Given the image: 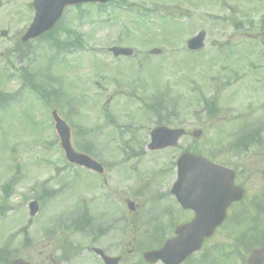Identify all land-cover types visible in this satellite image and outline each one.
<instances>
[{
	"label": "rangeland",
	"instance_id": "1",
	"mask_svg": "<svg viewBox=\"0 0 264 264\" xmlns=\"http://www.w3.org/2000/svg\"><path fill=\"white\" fill-rule=\"evenodd\" d=\"M28 1L18 0L21 13L28 7ZM125 3L118 10L84 7L66 12L60 27L70 28L72 34H66L67 41L78 37L83 49L62 53L59 47L50 50L44 44L34 46L35 64L34 61L29 64V71L39 73L42 68L40 72H44L43 67L48 66L46 74L59 89L55 95L49 93L45 99L40 98L38 93L30 92L20 76L6 79V74L0 73V91L16 97V103L0 111L1 264H7L4 258L9 256L31 264H102L91 252V246L106 249L109 255H120L123 258L120 264H136L139 253L148 249L147 243H152L149 248L156 247L158 243L153 241L163 237L160 231L154 232L153 226L158 223L144 220L150 214L161 215L165 208H172L170 215H178L176 204L167 198L173 171L161 164L184 149L206 157L217 155L228 143L222 136L219 138L224 135L225 126L234 127L250 108L264 104V89L250 91L253 86L248 80L253 73L248 62L264 63V0H125ZM83 9L88 11L79 17ZM3 13L6 12L0 10V15ZM25 21L27 18L22 15L16 24L23 28ZM198 31L205 33V43L200 52L192 55L185 49V41ZM237 38L242 41L238 43ZM246 39L252 42V47ZM227 41L232 42L231 48L218 52ZM4 46L0 44V49ZM112 46L132 48L134 56L113 58L107 51ZM153 48L161 49L162 53L148 54ZM50 51L58 57L48 65L46 56H50ZM13 61L17 67L28 66L19 56ZM226 78H233V84L225 86ZM40 81L43 83V78ZM156 103L167 107L166 114L174 112L175 117L169 118L172 122L184 124L191 131L201 129V136L181 139L176 150L153 153L145 151L144 143L138 144V148L126 141L127 136L123 139L113 136L115 125L109 126L111 116L116 125L130 121L136 122V128L137 123L151 124L161 113L145 110L155 108ZM210 103L218 106L222 120L204 119V109ZM54 108L67 116L72 132H82L83 128L88 131L86 135L93 139L106 164L117 162L104 173L114 197L112 201L103 199L105 190L99 187L101 182L83 170L75 175V168L64 161L51 120ZM260 109L257 113L263 116L264 108ZM105 113L110 117L106 119ZM130 152L142 155L138 160L129 156L123 161L122 154ZM230 161L236 162L232 157ZM245 164L251 172L245 185L247 200L264 191V163L258 164L257 173L250 160ZM160 167L161 175L153 178L155 181L147 190L158 194H149L148 199L138 197L136 192L146 177L151 171L159 172ZM79 172L76 170V174ZM32 200L39 203V211L30 220L28 204ZM127 201L134 203V212L127 209ZM82 204L92 216L99 215L97 223L112 221L114 231L107 238L94 241L90 235L60 229L71 222ZM146 209L149 210L143 214ZM239 210L240 205H234L229 215L238 216ZM179 216L182 221L186 215L179 212ZM260 219L261 225L257 227L263 229L264 214ZM253 223L256 222L247 216L239 224L229 219L219 228L206 245L209 264H244L247 248L257 239L240 245L235 238L242 231L250 235ZM150 231L152 236L148 239ZM65 239L79 248L77 256L69 262L59 260V248Z\"/></svg>",
	"mask_w": 264,
	"mask_h": 264
},
{
	"label": "water",
	"instance_id": "2",
	"mask_svg": "<svg viewBox=\"0 0 264 264\" xmlns=\"http://www.w3.org/2000/svg\"><path fill=\"white\" fill-rule=\"evenodd\" d=\"M90 1H106V0H37V15L30 29L26 34V38L37 36L42 31L48 29L59 17L62 8L67 4ZM204 33H199L188 42V46L192 49H199L202 46ZM114 55L131 54L130 49L112 48ZM151 54L160 53L154 49ZM56 121V129L61 140V146L65 151L66 158L75 163L82 162L87 167H94V163L87 157L75 153L69 142V129L65 123L53 113ZM178 135L172 137L176 140ZM171 137L165 144H169ZM174 141L171 142L173 144ZM160 141L153 140L152 147H163ZM186 166L183 169V164ZM180 180L174 186V193L183 206H192L196 210V216L193 221L176 229L177 236L165 242L163 247L157 251L145 253L144 257L149 262H156L161 259L165 264H180L186 256L197 250L204 237L209 236L214 229L221 223L225 215L226 207L234 200L241 197L240 191L232 186L233 175L228 170H222L215 165V169L222 170L227 174L226 183L220 189L216 187V180L211 173V166L207 164L203 158H195L185 155L179 163ZM208 165L210 167H208ZM186 179H183L182 176ZM184 185V186H183ZM185 191L191 193V201L185 196ZM196 196V197H195ZM193 200V201H192ZM37 210L36 203L30 205V215H34ZM106 264H117L118 258H105ZM248 264H264V249H254L247 259ZM13 264H29L21 259H17Z\"/></svg>",
	"mask_w": 264,
	"mask_h": 264
},
{
	"label": "flooded vegetation",
	"instance_id": "3",
	"mask_svg": "<svg viewBox=\"0 0 264 264\" xmlns=\"http://www.w3.org/2000/svg\"><path fill=\"white\" fill-rule=\"evenodd\" d=\"M18 5V0H0V10L6 12L0 15V44L5 45L14 51L17 47V41L21 37L19 31L20 25L16 24V22H20L22 16ZM29 7H31V5ZM29 7L25 10V15L29 14ZM33 43V41L26 42L24 45L31 46ZM5 54V50H0V59L4 58ZM251 69L253 70V73L248 77V80L250 82L249 85L253 86L250 88V91L254 92L260 89V83L262 81L264 82V77L262 78L259 76L260 71L255 64L251 65ZM255 70L257 71L255 72ZM259 110V105H254L246 115L242 116L235 128H231V126L228 125L224 128L226 138H236L238 139V142L243 145L242 153L249 154V160L254 171L256 170V173L258 172L256 167H258L259 164V161L257 162L256 160L260 158L259 156H261V153L252 151V149H254L253 146L264 141V137L262 136L264 133V116H260V114L257 113ZM230 132L234 134L229 135ZM237 174L238 184L245 191V185L251 177V172L248 168L241 165ZM187 213L189 216L192 215L191 211H188Z\"/></svg>",
	"mask_w": 264,
	"mask_h": 264
}]
</instances>
